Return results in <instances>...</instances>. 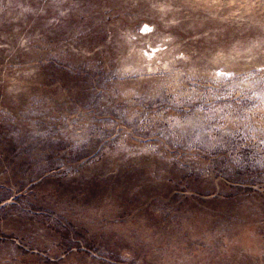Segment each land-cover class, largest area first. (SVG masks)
Wrapping results in <instances>:
<instances>
[{
    "label": "rangeland",
    "instance_id": "374dc122",
    "mask_svg": "<svg viewBox=\"0 0 264 264\" xmlns=\"http://www.w3.org/2000/svg\"><path fill=\"white\" fill-rule=\"evenodd\" d=\"M0 264H264V0H0Z\"/></svg>",
    "mask_w": 264,
    "mask_h": 264
}]
</instances>
